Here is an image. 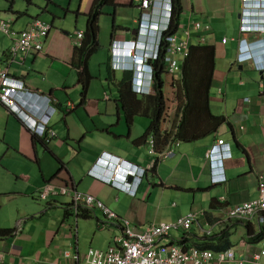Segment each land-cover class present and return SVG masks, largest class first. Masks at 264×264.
I'll return each mask as SVG.
<instances>
[{"label": "crops", "instance_id": "crops-1", "mask_svg": "<svg viewBox=\"0 0 264 264\" xmlns=\"http://www.w3.org/2000/svg\"><path fill=\"white\" fill-rule=\"evenodd\" d=\"M181 3L179 34L191 22L210 27L190 28L193 44L215 48L209 107L213 114L224 115L226 121L196 141L178 138L180 143L174 154L163 160H157L149 152L151 141L155 144L152 133L139 140L150 125V118L144 113L147 108L144 97L133 92L131 121L127 118L128 108L120 101L121 88L123 84L126 89L130 86L133 74L112 68L114 41L142 40L139 24L143 9L139 0H115L114 4L101 7L100 17L103 13L110 15L108 7H112L114 25L110 40L99 31V47L95 52L102 51V55L94 57L93 52L87 60L93 79L85 95L78 81L74 35L76 31L85 33L94 0H71L68 5L66 0H13L10 6L8 2L0 3V14L10 19L17 31L24 30L35 18L52 24L42 52L19 51L13 59L9 53L12 37L0 31L4 34H0V71L7 69L10 77L26 83L35 94L28 95L29 103L45 106L47 99L38 96L42 95L55 99L51 103L56 108L47 125L55 136L46 140L32 133L15 112L0 103V203L15 202L19 215L30 196L45 202L23 212L16 225L15 219L0 222V226L17 229L15 236L0 240V264H75L69 256L75 252L83 256L90 248L104 250L120 232L117 224L105 222L101 209H93L85 218L75 210L69 196L57 195L50 201L39 199L38 191L48 183L56 187L73 186L94 195L120 217L129 219L135 230H140L144 223L173 222L193 213L195 220L190 233L184 238L181 233L179 237L187 245L214 251L230 245L236 257L246 259L244 264H264V254L259 261L253 260L255 253L264 251V236L257 238L264 224L260 225L257 218L248 221L255 231L249 235L243 223L227 217L228 209L258 196V175L264 173L263 74L251 61H237L240 38L261 37L254 32L242 35L241 26L260 23L262 14L243 0H181ZM249 7L252 10L248 11ZM200 35L203 42H198ZM180 77L177 74L175 79L179 82ZM105 81L110 90L111 83L116 85L118 94L112 91L109 94ZM167 112L161 129L174 135L179 123L174 121L179 113L172 109L165 119ZM219 139L229 144L231 156L224 159L222 166L219 164V174L225 180L215 183L206 153ZM167 144L159 149L155 144V148L160 151ZM103 153L148 169L135 194L90 173L107 174L104 163L97 165ZM135 183L136 180L132 186ZM60 196L69 198V202H61Z\"/></svg>", "mask_w": 264, "mask_h": 264}, {"label": "built area", "instance_id": "built-area-1", "mask_svg": "<svg viewBox=\"0 0 264 264\" xmlns=\"http://www.w3.org/2000/svg\"><path fill=\"white\" fill-rule=\"evenodd\" d=\"M140 7L143 9L140 22H143L145 16H150L158 3L157 0H139ZM247 5V1H244ZM168 12L167 30L160 33L157 52L153 54L152 69L155 73L157 82L158 72L163 78L164 85L169 79L175 83V76L182 71V65L189 55V49L193 44V34L191 26L195 30H207L208 25H202L199 22L188 23L181 31L182 33L172 32L171 30V0L165 2ZM248 11L252 10L247 8ZM259 12L262 14L259 23H243L240 33L246 36L247 32L259 33L260 38L248 40L241 37L238 46L237 61L245 63L252 61L254 68L263 74L261 86L264 88V64L256 62L254 59L255 52L252 51L254 46L263 45L264 47V4H259ZM52 24L42 21L39 18L33 19L30 24L22 31H17L12 27V21L4 18L0 14V31L12 37V45L9 53L12 59L19 51L39 53L43 51L44 39L48 37ZM179 31V30H178ZM85 34L82 31H76L74 43L76 47L82 45ZM138 39L131 41H114L111 45V55L115 59L116 66L130 68L126 64V56L132 52L134 44ZM204 37L199 36L198 42H203ZM226 38L223 42H226ZM264 51V50H262ZM0 103L8 107L9 111L15 112L24 122L32 133L40 137L50 138L55 136V132L48 128L50 114L56 110L51 101L55 99L47 96L38 95L39 98L47 99L45 106L33 105L28 102V95H35L26 86L21 79H15L9 76L7 69L0 71ZM155 93V88L151 90ZM169 111L165 119H168ZM174 136V135H173ZM178 138H171L167 146L158 151L155 148L153 140L150 143L149 152L157 156V160L169 158L174 154L175 146L179 145ZM229 144L224 139H219L212 145L207 153L206 160L211 167L213 181L220 183L225 180V176L219 174L220 166L224 159L230 156ZM104 163L108 167L107 174L92 171L94 177L112 184L121 190L135 194L137 185L147 174L146 168L133 166L123 159L103 153L97 160V165ZM152 166V165H151ZM151 166L148 168L150 169ZM133 169V170H131ZM136 180L135 186L132 182ZM57 195L69 196L78 211L79 207L87 209H101L105 215L107 223H114L120 227V232L114 237L113 243L106 249L90 248L85 255L75 252L69 256L75 264H244L246 259L236 257L233 248H227L221 251H214L209 248H199L193 245H187L184 239L173 237L171 232L178 231L186 237L190 233L195 215L189 213L186 216L179 217L173 222H150L140 226V230H135L132 223L127 218L120 217L115 211L110 209L100 199L94 195L78 190L73 186L62 185L59 187L48 183L38 191V197L42 200L50 201ZM227 217L234 220L252 221L257 218L259 224H264V173L258 175V196L254 199L242 202L233 206L227 211ZM210 233V231H207ZM261 253L253 255L254 261H259ZM69 255V254H66Z\"/></svg>", "mask_w": 264, "mask_h": 264}, {"label": "trees", "instance_id": "trees-1", "mask_svg": "<svg viewBox=\"0 0 264 264\" xmlns=\"http://www.w3.org/2000/svg\"><path fill=\"white\" fill-rule=\"evenodd\" d=\"M115 0H94L93 9L87 18V25L83 43L80 47L75 48V56H78V81L81 84L83 95L88 91L89 85L93 76L87 66L89 56L99 47V18L102 13L101 7L103 4H114ZM171 30L177 32L180 27V16L182 13L181 0H171ZM215 69V48L206 44H193L189 49V55L185 59L179 83L181 84V98L184 99L178 109L179 123L177 125L176 138L181 141H196L205 137L218 129V127L226 121L224 115H215L209 107L210 102V87L213 80ZM125 74H130V71H124ZM158 80L155 85V93L146 96V111L144 112L150 118V125L144 136L139 140H144L149 134H153L157 148L166 145L174 136L173 133L162 132L161 125L164 120L166 111V101L164 96V83L157 74ZM124 81V79H123ZM123 84L121 88V102L127 109V118L131 121L133 112L130 102L135 95L131 89L125 88ZM142 100H144L142 98ZM145 101V100H144ZM137 103V102H136ZM74 206V204H73ZM78 214L82 217H89L92 213L91 209L78 208ZM67 210V214H68ZM238 223H243L249 235L255 231L252 223L244 220H236ZM16 228H0V240L8 239L16 234ZM264 236V228L262 227L257 238ZM229 244V243H228ZM227 245L226 248H229ZM200 248V247H199ZM226 248H223L226 249Z\"/></svg>", "mask_w": 264, "mask_h": 264}, {"label": "clouds", "instance_id": "clouds-1", "mask_svg": "<svg viewBox=\"0 0 264 264\" xmlns=\"http://www.w3.org/2000/svg\"><path fill=\"white\" fill-rule=\"evenodd\" d=\"M243 1H247V5L254 7L257 11H259V4H264V0ZM157 2L152 14L150 16L146 15L143 22L139 24V34H141L142 40L138 39V42L135 43L132 48L133 51L126 56V64L130 68L116 66L114 62L115 59L112 62V68L114 70L130 71L131 74H133L130 81V88L131 91L137 95L152 94L151 90H153L156 85V81L154 83L155 73L152 69L153 54L157 52L160 33L167 30L166 24L169 21L165 4L166 0H157ZM251 50L255 52V61L264 64L263 45L262 47L256 45Z\"/></svg>", "mask_w": 264, "mask_h": 264}, {"label": "rangeland", "instance_id": "rangeland-1", "mask_svg": "<svg viewBox=\"0 0 264 264\" xmlns=\"http://www.w3.org/2000/svg\"><path fill=\"white\" fill-rule=\"evenodd\" d=\"M13 0H0L1 4H5V2L9 4V6L11 5ZM38 2H41V0H36ZM47 1V0H46ZM71 0H66V4H70ZM126 2H128V0H126ZM107 7V6H106ZM1 8V7H0ZM109 11H110V15H108L107 13H103V15L100 17L101 21H100V31L101 33L104 35L105 38H108L110 40L111 38V33L113 30V21H114V17H113V13L114 10L112 9V7H108ZM41 17L47 18L48 16L46 15H41ZM74 25V24H73ZM75 27V25H74ZM74 30V29H73ZM2 33V32H1ZM0 33V34H1ZM3 34V33H2ZM1 34V35H2ZM100 34V33H99ZM4 35V34H3ZM94 57H98L101 58L102 55V51H98L95 52ZM93 64L97 63V58H94L92 60ZM97 83V88L99 87V82H95V84ZM105 84H108V81H105ZM130 87V86H129ZM180 88H181V84L176 81L175 83H171L170 80H167V83L164 85V96H165V101H166V111H171L173 109V112L176 114L178 112L179 107L181 106L182 102L184 101L183 98H181V92H180ZM117 86L111 83V90L110 87L107 85V92L110 94L111 91L115 92L116 94H118L117 92ZM96 91V88H95ZM150 95V94H148ZM148 95H140L141 97H144L143 99L146 101ZM171 116H173V113L171 114ZM179 121V116H177L176 120L174 122H178ZM69 198L65 197V196H60L59 200L61 202H69L68 201ZM26 205L22 208V213H20L18 215V213L16 212V208L14 203L15 202H8V203H0V222H5V221H10L11 219H15L16 221H14V225H16L18 223V221H20V219L23 217V212H29L33 209V207L37 208L38 205L36 204H45V202L42 201H36L34 200V197H29L25 200ZM39 202V203H38ZM36 212V211H35ZM31 214H35L34 212ZM155 221V220H153ZM152 222V221H151ZM0 228H11V227H4V226H0ZM173 237H177L179 238L181 236V233L178 231H172L171 232Z\"/></svg>", "mask_w": 264, "mask_h": 264}, {"label": "water", "instance_id": "water-1", "mask_svg": "<svg viewBox=\"0 0 264 264\" xmlns=\"http://www.w3.org/2000/svg\"><path fill=\"white\" fill-rule=\"evenodd\" d=\"M26 13H27V11H26ZM27 15V14H26ZM130 180H131V178L129 179V182H130Z\"/></svg>", "mask_w": 264, "mask_h": 264}]
</instances>
